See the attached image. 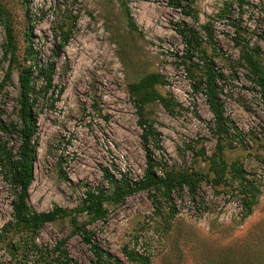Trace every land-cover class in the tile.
I'll return each instance as SVG.
<instances>
[{"label": "rangeland", "instance_id": "1", "mask_svg": "<svg viewBox=\"0 0 264 264\" xmlns=\"http://www.w3.org/2000/svg\"><path fill=\"white\" fill-rule=\"evenodd\" d=\"M188 1L194 16L170 7L167 0H123L136 25L131 30L121 0H0L4 11L0 15V84L8 67L3 58L6 23L12 28L17 59L0 90L4 122L17 119L18 75L31 62L25 58L26 46L31 43L40 60L48 59L59 41L53 25L75 17L53 77L64 91L55 103L49 94L40 97L35 109L39 138L28 203L38 212L55 205L74 209L88 187L103 186L110 192L103 168L116 178L122 174L130 181L141 178L145 154L128 84L149 72H159L166 80L156 89L170 94L173 111L157 101L145 106L160 133L161 149L153 151L161 164L199 171L206 179L194 196L183 187L173 192L171 201L159 195L154 200L141 190L119 204L107 203L106 220L86 229L122 264H131L123 247L145 249L151 264H250L264 253V241H260L264 237V110L245 68L238 64L239 52L232 41L233 25H238L250 45L264 54V0H242V6L241 0ZM204 23L212 29L215 46L203 45L225 74L219 82L221 99L237 136L231 128L227 136L217 138L203 95L192 91L180 65L184 46L178 29L190 26L202 36ZM0 136L6 139L2 132ZM214 153L227 163L238 161L248 177L256 179L260 194L249 215L244 217L239 208L242 195L231 189L236 181L214 183L208 160ZM10 199L0 177V264H21L22 253H27L28 264H64L51 259L56 256L55 245L66 237L63 248L70 264H91L90 250L78 234H71L68 218L41 227L35 238L42 250L38 261L33 248L23 246L18 234L6 229L12 214ZM7 244L18 246L15 258L6 250Z\"/></svg>", "mask_w": 264, "mask_h": 264}, {"label": "trees", "instance_id": "2", "mask_svg": "<svg viewBox=\"0 0 264 264\" xmlns=\"http://www.w3.org/2000/svg\"><path fill=\"white\" fill-rule=\"evenodd\" d=\"M24 1L27 2L28 0ZM121 2L128 26L131 30H136V25L125 7V3L123 0ZM167 4L172 8L179 9L182 14L194 16L191 2L188 0H167ZM242 4L243 1L241 0L239 5L242 6ZM0 15H4L2 8H0ZM74 22L75 17L66 24L53 25L54 37L58 38L59 41L53 44L48 59L40 60L31 43L26 46L25 58L31 62L23 66L18 75L17 119L4 122L0 118V132L6 138L2 139L0 136V177L8 188L12 207L11 220L6 223V229L13 230L14 234H18L23 246L26 244L32 247L35 257H38L39 261L42 260V250L36 246L35 238L41 227L58 218H68L72 228L71 234H78L89 248L92 255L91 264H122L120 260L99 245L94 239L93 233L86 229V225L106 220L107 203L119 204L126 197L141 190L146 191L154 200L159 195L165 200L171 201L173 192L183 187H186L194 196L200 182L206 179V175L194 170L173 169L166 163L161 164V160L156 158L153 149H161L160 133L156 130L155 120L149 116L145 106L157 101L165 109L172 112L174 103L170 94L163 95L156 89L157 85L166 84L163 75L159 72H149L138 81L128 84V92L136 108L137 125L140 128V138L145 154L146 164L141 178L138 181H130L124 174L116 178L107 168H103V178L111 183L112 190L110 192H107L103 186L88 187L84 191L80 205L74 209L55 205L48 211L38 212L29 205L28 188L34 178L33 165L39 138L38 117L35 109L40 97L49 94L51 102L55 103L59 101L64 91L62 86H57L54 83L53 77L56 71L57 58L60 57L62 48L69 42ZM233 26L232 41L239 52L238 64L245 68V76L252 89L258 93L264 110V54L260 52L258 46L250 45L249 41L242 36L243 31L240 26ZM201 29L204 34L202 36L198 30L190 26L185 25L178 29L184 46L183 54L179 57L180 65L188 75L192 91L203 95L213 116L217 138L227 136L231 128L237 136L239 134L237 127L226 117L224 103L221 99L222 88L219 82L224 80L225 74L221 68L216 67L213 56L207 53L203 45L209 43L215 46L212 41V29L207 23L202 24ZM4 30L3 58L8 61V67L4 81L0 84V90L9 80L12 64L17 61L15 55L16 42L12 28L6 23ZM12 137H15V144L8 145L9 141H12ZM208 160L210 170L215 175L213 179L215 184L226 183L227 179L237 182L236 186L231 189L242 195L244 217L249 215L260 194V189L255 183L256 179L248 177L238 161L227 163L217 153L212 154ZM172 206L174 207V205ZM80 216L84 217V221L80 222ZM67 239L68 237L55 245L56 256L51 259V262H64V264L72 262L63 248ZM260 241H264V237H261ZM5 248L14 258L16 257L15 252L19 249L17 245L8 246L7 244ZM122 251L131 264H151V254L145 249L139 251L138 249L123 247ZM29 261L27 253H22L19 263L28 264ZM32 264H36V261H33ZM46 264H50V262L46 261ZM250 264H264V253H261Z\"/></svg>", "mask_w": 264, "mask_h": 264}, {"label": "built area", "instance_id": "3", "mask_svg": "<svg viewBox=\"0 0 264 264\" xmlns=\"http://www.w3.org/2000/svg\"><path fill=\"white\" fill-rule=\"evenodd\" d=\"M239 208H241V209H242V203H241V205H239Z\"/></svg>", "mask_w": 264, "mask_h": 264}]
</instances>
